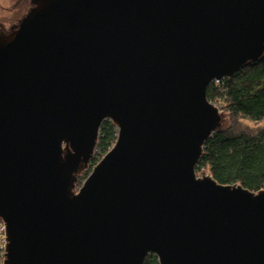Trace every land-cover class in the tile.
<instances>
[{"label":"water","instance_id":"1","mask_svg":"<svg viewBox=\"0 0 264 264\" xmlns=\"http://www.w3.org/2000/svg\"><path fill=\"white\" fill-rule=\"evenodd\" d=\"M31 3L0 30L2 264H264V189L195 170L206 88L264 54V0Z\"/></svg>","mask_w":264,"mask_h":264},{"label":"trees","instance_id":"2","mask_svg":"<svg viewBox=\"0 0 264 264\" xmlns=\"http://www.w3.org/2000/svg\"><path fill=\"white\" fill-rule=\"evenodd\" d=\"M206 97L222 114L218 127L202 145L196 174L205 172L219 183H239L253 191L264 189V125L255 124L264 118V54L231 76L211 81ZM116 134V125L104 119L98 127L91 168L113 145ZM90 171L82 167L76 185L80 187ZM1 244L0 239V264L4 252ZM142 264H158L157 257L148 253Z\"/></svg>","mask_w":264,"mask_h":264},{"label":"rangeland","instance_id":"3","mask_svg":"<svg viewBox=\"0 0 264 264\" xmlns=\"http://www.w3.org/2000/svg\"><path fill=\"white\" fill-rule=\"evenodd\" d=\"M32 6L33 5L31 3V0H0V30L10 31L11 28L15 27L19 23V21L32 8ZM216 106L219 108L218 105H216ZM219 111H220V108H219ZM225 117H226V115H225ZM252 123H254V122H252ZM249 124H251V123H249ZM255 124L256 125H264V118L260 121H257ZM94 156H95V154L93 152L90 160H93ZM90 160H89L88 165H87L88 169H92ZM82 173H83V171H82ZM199 173L200 172H198V175L201 174V173L200 174ZM79 178H81L80 175L77 176V180ZM78 181H80V180H78ZM83 181H84V179L81 180V183ZM78 188H79V186L76 185V182H75V185L72 189L73 192H76ZM0 220L3 221L2 219H0Z\"/></svg>","mask_w":264,"mask_h":264},{"label":"built area","instance_id":"4","mask_svg":"<svg viewBox=\"0 0 264 264\" xmlns=\"http://www.w3.org/2000/svg\"><path fill=\"white\" fill-rule=\"evenodd\" d=\"M0 239L2 240L1 247H4L5 244V232H4V223L0 220Z\"/></svg>","mask_w":264,"mask_h":264}]
</instances>
